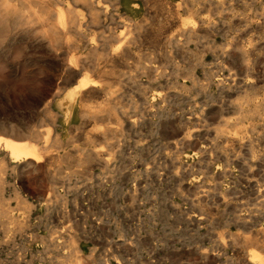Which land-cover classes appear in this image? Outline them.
Here are the masks:
<instances>
[{
    "label": "rangeland",
    "instance_id": "374dc122",
    "mask_svg": "<svg viewBox=\"0 0 264 264\" xmlns=\"http://www.w3.org/2000/svg\"><path fill=\"white\" fill-rule=\"evenodd\" d=\"M165 1L127 0L126 13L143 25L138 46L124 61L99 59L84 71L90 79L99 75L97 83L109 92V110L94 118L81 115L78 102L60 110L56 103L61 94L53 101L57 113L52 122L27 94L47 96L57 84L41 70L44 59L40 55L47 47L36 37L26 40L0 34V132L1 123L12 120L23 127L32 126L40 134L49 131L53 136L57 132L62 141L53 150L62 155L47 162L12 169L6 161L0 174V264L235 263L229 256L220 261L211 251L206 255L203 251L217 230L242 229L236 226L235 215L244 213V208L233 211L229 207L236 203L235 197H250L253 205H249L254 208L264 195V2ZM107 4L110 7L109 1ZM121 28L126 30L113 19L103 28L88 26L84 33H116ZM167 33L173 40L165 47L162 37ZM244 49L245 58L241 56ZM244 92L250 93L260 109L249 118L240 117L229 103ZM103 103L104 96H99L87 104ZM224 124H228L225 131L215 134V128ZM225 135L236 137L238 146L230 151L231 141H221L232 161L224 166L227 173L222 176L219 167L209 162V154L224 161L221 148H203ZM170 142L174 145L169 146ZM84 149L98 150L100 159L107 161H77ZM57 167L66 173L49 177L47 171ZM220 186L231 192L226 196L229 208L218 197ZM72 245L77 246V258Z\"/></svg>",
    "mask_w": 264,
    "mask_h": 264
},
{
    "label": "bare ground",
    "instance_id": "6f19581e",
    "mask_svg": "<svg viewBox=\"0 0 264 264\" xmlns=\"http://www.w3.org/2000/svg\"><path fill=\"white\" fill-rule=\"evenodd\" d=\"M107 1L110 2V5H109L110 7H108ZM155 1H157V0H155ZM159 1H162V0H159ZM166 1H168V0H166ZM166 1H165V3H166ZM217 1L222 2V0H217ZM237 2H238V0H237ZM259 2H264V0H260ZM153 3H155V2H153ZM188 3H189L188 5H191L190 2H188ZM211 3H213V2H211ZM151 4H152V2H151ZM162 4L163 3H160V5H162ZM209 5H212V4L209 3ZM173 6H175V5H173ZM127 7H128L127 6V0H0V34L1 35H10V36H14V37H22V39L25 38L26 40L27 39H31V38L33 39V37H36V39L38 38V40L40 39V41L44 42V45L47 47L46 48L47 49L46 52L44 54L42 52V55H40L44 59V63L41 64L42 69L41 68L40 69L43 71V73L45 75H47V74L51 75L54 79H56L57 84L54 86V88L52 89L50 94H48L47 96H42L38 92H33L34 93L33 94V93H30V92L27 93V91H26V93L28 95H32L33 100H34V102L36 104H40L41 105V109L43 110V112L47 113L48 117L50 118V120L52 122L55 121V119H56L55 117H56V113H57L56 111L53 110V107H52L53 101L56 99L57 96H60L61 94L62 95H61L60 99L56 103L60 110H65V109L67 110V109L70 108V106L75 105L77 102L81 103V105H82L81 108L79 107L81 115H86V116H89V117H92V118H94L95 116L96 117L100 116L103 113V111H108L109 110V108H107V106H106L107 103H110V102H108L109 99L106 97L107 93H109V92H108V90H107V88L105 86H103V85L100 86L97 83L100 80V79L98 81L96 80L99 77V75L97 76L96 79H90L91 77H89L87 74H84V71H86L87 70L86 68L90 67V65H92V66L94 65L95 66L97 63H99V61H98L99 59L106 61V60L111 58V59H114V60H123L124 61V59L128 55L132 54L135 46L137 45V42H139L138 39L140 37V31H141L143 25L141 23L142 21L140 22V20L138 18H136L134 15H130V14L126 13ZM166 7H168V6H166ZM210 7L212 8V6H210ZM218 8H221V7H218ZM215 9H217V8H215ZM224 9H226V8H224ZM173 10H174V8H172V11ZM210 11H212V9H210ZM213 12H215V11H213ZM158 13H159V8H158ZM154 14L157 15L156 13H154ZM212 15H213V13H212ZM259 15H260V13H259ZM161 16H162V14H161ZM178 17H179V15L177 16V18ZM209 18H210V16H209ZM113 19H116V21L122 23L124 25V27L126 28V30L124 31V28H123V30L121 28V29H119L120 31H118L116 33L108 32L107 34L96 33V34H91L90 36L85 35L84 32L88 28V26H94L96 28H100V26H102V28H103V26H105V25H107L109 23V20H113ZM172 19H174V18H172ZM258 19H260V18H257V20ZM168 20H170V18ZM178 20H179V18H178ZM207 20H208V18H207ZM209 21H211V20H209ZM242 22H243V20H242ZM174 24H175V22H174ZM165 26H166V24H165ZM203 28H205V26H203ZM151 29L153 30L154 28H151ZM189 30H191V29H189ZM122 31H124V32H122ZM146 31L149 32L150 30L149 31L146 30ZM246 31H247V29H246ZM150 32L152 33V31H150ZM151 33H149V34H151ZM159 35H160V33H159ZM183 35H184V33H183ZM97 36L101 37V38L97 39ZM162 38H163L162 44L165 47H166V45L170 44L171 41L173 40V37L171 35H169L168 33L166 35H163ZM158 42H161V41L158 40ZM237 44L238 43H236V45ZM238 45H240V44H238ZM165 47L163 49H165ZM161 48L162 47H160V49ZM240 48H241V46H240ZM245 48H247V47H245ZM167 53H168V51H167ZM167 53L165 52V54H167ZM242 53H243V55H241V56L242 57L244 56V58H245L246 50L245 49L242 50ZM167 55H169V54H167ZM162 56H165V55H162ZM161 57H159V58H161ZM146 61H148V60L146 59ZM243 62H246V60L243 61ZM7 65L8 66H13L12 64H10V62H7ZM99 67H101V66H99ZM138 67H140V66H138ZM145 67H146V65H145ZM148 67L151 68L152 70L153 69H155V70L157 69V66H153V65H150ZM52 69H54L55 71H53L51 73ZM248 69H249V67H248ZM97 72H98V70H97ZM248 73H250V72H248ZM97 74H95V75H97ZM239 74L241 76V73H239ZM92 75H94V73ZM100 75L102 76V74H100ZM141 76H143V75H141ZM242 77H244V76H242ZM249 79H250V77H249ZM134 80H132V81H134ZM152 80H153V77H152ZM71 82H75V83L73 85H71L70 87H67L68 84L71 83ZM137 82H139V81H137ZM239 83H240V80H239ZM231 86H233V85H231ZM231 86H229V87H231ZM237 87H238V85H237ZM22 89H24V88H22ZM99 96H101V97L104 96L103 105H97L96 104V106H91V105L87 104L89 101L93 100L94 98L95 99L97 97L99 98ZM139 96H140V94H139ZM164 96L165 95H163V97ZM123 97H125V96H123ZM26 98H28V97H26ZM219 98H221V97H219ZM235 98H236V96H235ZM222 100L224 102L223 98H222ZM211 103H212L211 105H213L214 102H211ZM229 103H231L230 105L232 106V109L235 110V113H236V109H237V113H239V116L243 117V118L244 117L245 118H249L253 114L257 115L259 113V111H260V109L257 107V104L251 98V95H250L249 92H244L243 96H241L239 99H237L235 101L230 100ZM111 108L112 107H110V109ZM221 109H223V108H221ZM99 112H102V113L100 114ZM219 112H221V111H219ZM201 114H202V112H201ZM217 114L220 115V113H217ZM58 115H60V114H58ZM199 115H200V113H199ZM82 117H84V116H82ZM85 121H87V120L85 119ZM85 121L83 123L84 125L87 124V123L85 124ZM12 122H13L12 120L11 121L5 120L4 122L1 123V125L3 126V131L0 132V174L5 170V168L7 166L6 165V161L10 162L9 165H12V169H13L14 167H18V166H25V165L33 164V163H41V162H44V161L47 162V160H49L50 157H52V158L56 157L57 158V157H60V155H62V153L61 154H57L56 152L53 151L56 148L58 149V147H60L61 143H62L61 138L58 137L57 135H55L57 132H55L53 136H49V133H48L49 131H47V130H46L47 132H45V134H43V133L40 134L38 132V130H36L32 126L23 127V125H21L19 123H12ZM131 122H133V121H131ZM234 123H236V117H235V122ZM243 124L246 125L245 123H243ZM2 126H1V128H2ZM227 126H228V124H224L223 127L219 126V127L215 128V134L222 133L223 131H225V128H227ZM104 127H106V126H104ZM104 127H103V129H104ZM81 128H82V126H81ZM48 130H49V128H48ZM111 130H113V129H111ZM98 131H100V130H98ZM87 134H88V132H87ZM92 135H90V136H92ZM94 136H95V134H94ZM94 136H92V137H94ZM215 136H217V135H215ZM223 139L231 141L230 151H234V150L237 149L236 147L238 145L236 146V137H231V136H226V135L223 136L222 139L217 140L216 142H214L212 144L210 143L208 145L209 147H207L208 149H205V148H203V149L205 151L206 150H211L213 147H216V146L221 148L220 153H221L222 159H224V161H222L218 157H216L215 160H214V159H212V157L209 154V158H210L209 162L212 163V164H216V166L220 168V170L218 168L217 172L220 173L222 176H225V174L227 173V169L224 166H228L229 162H232V161L228 160V156L229 155H228V152H226V148L227 147L224 146V145H221V141H223ZM173 145H174V142H170L169 143V146H173ZM204 150H203V152H204ZM215 152H214V154H215ZM100 153L101 152H99L98 150H92V149H86L85 150L84 149V151H82L81 153H78L79 156L77 158V161L78 160H82V161H85V160L86 161L87 160H96V161L97 160H103L104 161V160H106L104 157L100 159V157H99ZM204 154L206 155V153H204ZM67 156H66V158H68ZM74 160H75V158H74ZM103 166H105V165H103ZM60 167H57V168L52 169V170H48L47 171L48 172V176L51 177V178H57L58 176L59 177L62 176L63 173H66ZM205 167H206V165H205ZM86 168H88V167H86ZM101 168H103V167H101ZM198 169H199V167H198ZM193 179H194V177H193ZM214 180H217V179H214ZM237 183H239V182H237ZM226 185H228V184H226ZM247 186H248V183H247ZM214 188H216V187H214ZM220 188L221 189H220V192L218 194V197H219V199H221V204L225 205L227 208L231 207L233 211H237L238 207L239 208H244V210H245L244 213H240V214L236 213V215H235V217H236V226H240L242 229L240 231H236V232H231L229 229H223V228L217 230L216 233H215V238L212 240L211 244L206 246L205 250L203 251V254L206 255L208 253V251H211L212 255L214 254L216 256V259L220 260V261H224L225 260L224 258L225 257L227 258V256H229L228 258L235 262V263H233V262L229 261L230 264H264V219H262V218H264V197H262L264 195L261 196V200H257L255 202V205H254L255 207L254 208L249 205L250 203L251 204L253 203L252 201L249 202V198L250 197L248 199H244V196L243 197L242 196L241 197H235L236 200H237L236 203L230 205L229 202H228V198H226V196L230 195L229 193H231V192H229V189L227 190L226 186L225 187H221L220 186ZM194 190H195V188H194ZM188 195H190V194H188ZM249 195H250V193H249ZM206 196H207V194H206ZM255 196H257V195H255ZM194 200H196V199L194 198ZM200 200H201V198H200ZM202 200H203V198H202ZM217 205H218V203H217ZM200 206H202V205H200ZM198 208H200V207H198ZM205 210H206V208H205ZM216 210H218V209H216ZM221 210H223V209H221ZM240 211H241V209H240ZM209 212L212 214L213 211L211 212V210L209 209ZM253 212H255V213H253ZM203 213H205V212H203ZM221 213H222V211H221ZM232 215L233 214H231V216ZM204 217H205V215H204ZM198 218H202V217L199 216ZM208 220L211 221V217L209 216V214H208ZM256 221H257V223H255ZM73 244H74V242H73ZM76 247L73 246V250H74L73 256L75 258L78 257L77 254H76L78 249H76ZM228 250H230L229 254H227ZM227 262H228V260H227ZM219 264H221V263H219Z\"/></svg>",
    "mask_w": 264,
    "mask_h": 264
}]
</instances>
